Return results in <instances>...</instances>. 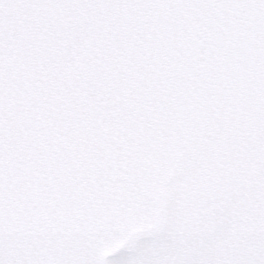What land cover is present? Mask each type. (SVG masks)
Segmentation results:
<instances>
[{"label": "snow or ice", "instance_id": "6c2138e0", "mask_svg": "<svg viewBox=\"0 0 264 264\" xmlns=\"http://www.w3.org/2000/svg\"><path fill=\"white\" fill-rule=\"evenodd\" d=\"M98 2L0 0V264H264V56L253 70L249 109L230 131L183 159L155 152L110 191L90 188L98 195L80 199L75 221L70 198L41 190L39 171L13 156L5 116L13 37L28 30L30 13ZM168 2L240 8L264 24V0ZM213 116L209 110L205 120ZM22 126L18 142L26 140Z\"/></svg>", "mask_w": 264, "mask_h": 264}, {"label": "rangeland", "instance_id": "374dc122", "mask_svg": "<svg viewBox=\"0 0 264 264\" xmlns=\"http://www.w3.org/2000/svg\"><path fill=\"white\" fill-rule=\"evenodd\" d=\"M116 4L99 0L91 6L30 13L28 30L13 37L6 57L7 103L18 110L6 118L10 150L39 171L41 190L53 189L54 199L70 198L74 221L82 215L80 199L98 195L90 188L110 191L129 175L130 166L150 163L155 152L168 150L183 159L212 143L216 132L230 131L238 114L249 109L253 70L264 56L262 29L246 34L255 40L221 50L222 65L238 86L237 100L229 108L212 105L197 112L186 89L172 93L156 80L159 69L183 53L185 41L175 38L173 50L161 49L157 61L140 45L159 47L163 40L154 44L148 36L143 39L147 44L139 45L128 37ZM22 78L29 86L25 95L19 87ZM21 99L28 109L17 105ZM209 110L214 116L205 120ZM25 114L20 134L26 140L18 142V127L9 125ZM186 136L193 139L183 150Z\"/></svg>", "mask_w": 264, "mask_h": 264}, {"label": "trees", "instance_id": "16d2710c", "mask_svg": "<svg viewBox=\"0 0 264 264\" xmlns=\"http://www.w3.org/2000/svg\"><path fill=\"white\" fill-rule=\"evenodd\" d=\"M112 1L119 3L115 5L116 10L119 9L122 12L119 24L125 26L128 37L134 41L137 40L138 44L146 43L143 39H147L148 36L152 37L154 44H157L159 39L163 40L162 45L154 48L139 44L142 47L141 51L155 55L157 61H159L158 54L161 49L165 52L173 50L171 44L176 40L175 38L185 41L181 46L183 53L180 57H176V60L169 65L166 64L159 69L160 73L156 80L159 83L164 81L163 89L172 93L176 89H186L191 103L200 113L212 105L229 108L239 90L233 75L231 76L227 72L228 68L222 65L220 51H227L229 45L234 46L255 40L254 37L248 39L247 35L255 34L264 27L257 13L225 5H181L169 3L168 0H161L160 3H152L150 0ZM17 74L20 76L19 73ZM17 74L14 73L15 76H18ZM19 87L23 95L29 92V86L24 78ZM34 94L36 96L38 93L34 92ZM207 101H214V103L210 104ZM17 105L26 109L30 107L29 103L22 99ZM17 111L11 110L9 103L6 104V118ZM18 117V121L13 122V125H9L10 127H19L28 115ZM27 165L26 170L31 171L30 162ZM9 180L15 184L17 177L10 176Z\"/></svg>", "mask_w": 264, "mask_h": 264}]
</instances>
